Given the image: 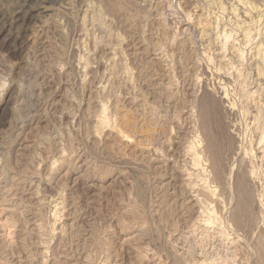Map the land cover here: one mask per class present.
I'll return each mask as SVG.
<instances>
[{
  "label": "rangeland",
  "instance_id": "rangeland-1",
  "mask_svg": "<svg viewBox=\"0 0 264 264\" xmlns=\"http://www.w3.org/2000/svg\"><path fill=\"white\" fill-rule=\"evenodd\" d=\"M14 3L0 0L17 38L0 42V264H254L256 234L228 220L235 155L222 187L197 112L216 98L236 152L257 155L264 0H34L11 22Z\"/></svg>",
  "mask_w": 264,
  "mask_h": 264
},
{
  "label": "bare ground",
  "instance_id": "bare-ground-1",
  "mask_svg": "<svg viewBox=\"0 0 264 264\" xmlns=\"http://www.w3.org/2000/svg\"><path fill=\"white\" fill-rule=\"evenodd\" d=\"M13 1L15 2L13 9L8 16V20L11 18V22H17L21 18V20H23V17L28 16L27 14L33 15L34 13L45 9V7L41 6V4H34V0ZM11 22L9 21L8 23L11 24ZM16 39V34H12L10 28H5V26H3L0 30V42H2L6 47L14 48L17 45ZM199 101L197 117L199 118L198 122L200 124V130L205 141L204 150L209 156V166H211V172H213L214 182H217L223 187L225 175L227 174L225 161L235 155L234 161L237 163L236 170L233 171L232 180L230 181L232 187L231 189L233 190V203L228 215V220L235 228L236 233L237 231L241 232L245 237H247V239L250 234H256L255 238L253 237V247L256 252L254 264H264V217H261L258 212L259 205H257L255 198V194L258 193L256 192V188L259 187L258 185L256 186V183L260 184V187L264 185V130L262 131L258 141H256L255 137L254 142L253 138L255 132H252V129H250L251 134L249 135V141L247 140V147H249L247 154L248 152H255L257 155L251 159V162H249V159L247 160L246 158L247 148L244 149V156L236 152L238 149L236 148L237 140L234 138L230 130V127L232 126L228 125L229 122L227 123L225 121V115H227V113L223 114L219 104L220 101L218 102L216 98L206 92L202 95L201 99L199 98ZM248 111L249 110H247V112ZM227 116H229V114ZM260 202L262 203V201Z\"/></svg>",
  "mask_w": 264,
  "mask_h": 264
}]
</instances>
